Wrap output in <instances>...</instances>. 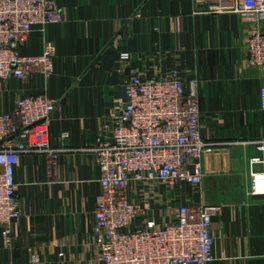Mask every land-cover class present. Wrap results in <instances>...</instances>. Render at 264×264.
Wrapping results in <instances>:
<instances>
[{"label":"crops","instance_id":"obj_1","mask_svg":"<svg viewBox=\"0 0 264 264\" xmlns=\"http://www.w3.org/2000/svg\"><path fill=\"white\" fill-rule=\"evenodd\" d=\"M56 5L64 22L36 28L23 49L38 55L53 42L56 74L0 82V114L21 97L59 101L49 142L64 151L56 161L20 158L15 181L22 216L10 245L0 233V264H100L93 239L100 171L96 157L84 149L124 108L128 80L159 79L173 69L188 91L196 85L200 132L209 145L200 193L186 185L183 194L171 196L173 204L222 206L213 217V264H264V195L254 194L252 185L264 163H251L263 156L254 142L264 140L259 107L264 69L248 63L253 24L234 14H211L195 0H56ZM161 200L164 204L166 197Z\"/></svg>","mask_w":264,"mask_h":264},{"label":"built area","instance_id":"obj_2","mask_svg":"<svg viewBox=\"0 0 264 264\" xmlns=\"http://www.w3.org/2000/svg\"><path fill=\"white\" fill-rule=\"evenodd\" d=\"M195 3L207 6L211 14H234L252 23L248 63L252 69H264V0ZM63 22L56 0H0V82L32 75L53 77L57 56L53 42L44 44L38 55H25L23 49L36 28ZM124 90V108L104 122L96 142L84 149L96 157L100 171L95 260L100 264H213V217L222 206L175 205L171 198L183 194L186 185L197 193L203 185L202 159L209 145L200 132L196 85L188 91L181 73L173 69L159 79L134 76ZM259 107L264 112V85ZM60 108L59 101L41 95L18 98L10 111L0 114V233L7 245L22 216L16 167L24 155L56 161L64 151L49 142L51 118ZM254 145L263 156L251 163L263 164L264 140ZM252 185L254 194L264 195V173L253 174ZM38 262L34 257L33 263Z\"/></svg>","mask_w":264,"mask_h":264},{"label":"rangeland","instance_id":"obj_3","mask_svg":"<svg viewBox=\"0 0 264 264\" xmlns=\"http://www.w3.org/2000/svg\"><path fill=\"white\" fill-rule=\"evenodd\" d=\"M170 215V210L168 211V216Z\"/></svg>","mask_w":264,"mask_h":264}]
</instances>
